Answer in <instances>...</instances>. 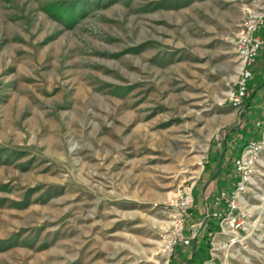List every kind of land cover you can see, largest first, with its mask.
Returning <instances> with one entry per match:
<instances>
[{
	"label": "rangeland",
	"instance_id": "obj_1",
	"mask_svg": "<svg viewBox=\"0 0 264 264\" xmlns=\"http://www.w3.org/2000/svg\"><path fill=\"white\" fill-rule=\"evenodd\" d=\"M250 1L0 0V264H166L171 203L200 224L264 123L228 101ZM250 181L238 240L198 230L227 264H264V153Z\"/></svg>",
	"mask_w": 264,
	"mask_h": 264
},
{
	"label": "built area",
	"instance_id": "obj_2",
	"mask_svg": "<svg viewBox=\"0 0 264 264\" xmlns=\"http://www.w3.org/2000/svg\"><path fill=\"white\" fill-rule=\"evenodd\" d=\"M264 0H251L244 6V18L236 40L237 53L240 59V72L236 89L230 94L228 101L232 107L240 109L244 106L249 92V82L253 78L254 67L264 53ZM255 127L260 129L259 139H250L241 153L232 159L233 171L238 178L233 187L220 188L206 201L200 224L194 225L190 210L194 198L192 190L184 188L179 197L171 203L176 211V221L165 237L162 254L169 264L178 247H189L198 237L199 228H203L210 220L219 221L222 235H230L232 242L238 240L240 232H245L252 212L242 204L248 195L250 180L257 162L264 153V123L258 121ZM211 236L213 234H210ZM202 264H227L220 257L210 254Z\"/></svg>",
	"mask_w": 264,
	"mask_h": 264
},
{
	"label": "trees",
	"instance_id": "obj_3",
	"mask_svg": "<svg viewBox=\"0 0 264 264\" xmlns=\"http://www.w3.org/2000/svg\"><path fill=\"white\" fill-rule=\"evenodd\" d=\"M260 84L263 85V83H260ZM249 88H250V85H249ZM250 99H251V95L247 96L246 102H247V100L249 102ZM253 129L254 128L251 127L249 130L252 131V133H253ZM249 130L244 131V132L246 134H248V133H250V132H248ZM259 138H260V132L259 133H256L255 132V133H253V137L251 139H259ZM249 140H250V138L247 139V140H242L240 143H238L237 145H235L233 147L234 156H237V155H239L241 153L242 149L245 147V145L247 144V142ZM234 156H232L231 159L229 158V161H231L232 170H233L232 159H233ZM227 162H228V160H227ZM220 163H222V160H221ZM221 169H219L218 172H220ZM223 178H224V176L222 177V179ZM237 179L238 178L235 177L234 181L231 180L230 183H229V186H227V187H233L235 185ZM200 219H201V217H198L196 220L198 221ZM192 222H195V219H193ZM209 222H210L209 223V229H210V231H212V232H218L219 229H220V227H219V221L218 220H210ZM207 240L208 239H207L206 236L202 237L201 239L196 238L195 240H193V249H191L190 252L188 250H187L188 252L185 251V249H187L188 247H178V248H176L174 254L172 255V258H173V256H175V255H177L179 253V255H182L183 256V258H184V260L186 261L187 264H202L203 261L205 259H207L208 256L210 255V253H209V251H210V244L207 242ZM180 258H182V257H180ZM170 263H171V261H170Z\"/></svg>",
	"mask_w": 264,
	"mask_h": 264
},
{
	"label": "crops",
	"instance_id": "obj_4",
	"mask_svg": "<svg viewBox=\"0 0 264 264\" xmlns=\"http://www.w3.org/2000/svg\"><path fill=\"white\" fill-rule=\"evenodd\" d=\"M263 36H264V32H263ZM255 73V75H254ZM254 73H253V78L258 77V83H254V81L251 83V99L249 100L248 104L249 107L251 108L252 105L253 107H257L256 105H258V107L263 108L264 106V53L260 56V58L257 61V64L254 67ZM260 83H263V85H261ZM253 86V87H252ZM221 161H219L218 163L220 164L218 167L219 169L222 168V163H220ZM222 177V176H221ZM220 178V177H219ZM218 189H214L213 192H211L212 194L215 193ZM209 195V198L207 200V197H204L202 204V207H204L203 205L205 204L206 201L210 202L211 201V195ZM203 215V212L200 214V216ZM193 242V241H192Z\"/></svg>",
	"mask_w": 264,
	"mask_h": 264
}]
</instances>
